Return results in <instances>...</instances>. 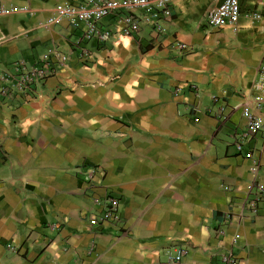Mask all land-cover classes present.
Segmentation results:
<instances>
[{"label":"crops","instance_id":"1","mask_svg":"<svg viewBox=\"0 0 264 264\" xmlns=\"http://www.w3.org/2000/svg\"><path fill=\"white\" fill-rule=\"evenodd\" d=\"M81 1L0 0L15 10L0 15L6 84L17 63L66 59L32 99L0 96V264H264V202L245 204L264 186V142L235 147L264 69V8L239 0L237 24L207 33L204 9L172 0L162 33L124 36L108 17L103 42L81 39L83 23L47 24ZM109 198L118 220L91 226Z\"/></svg>","mask_w":264,"mask_h":264},{"label":"built area","instance_id":"2","mask_svg":"<svg viewBox=\"0 0 264 264\" xmlns=\"http://www.w3.org/2000/svg\"><path fill=\"white\" fill-rule=\"evenodd\" d=\"M172 0H83L76 4L57 5L55 17L49 18L48 25L59 22L83 23L85 32L81 39L89 41L95 39L103 42L110 35L109 31L101 30L98 25L108 17L119 18L123 25L122 34L132 36L138 33L144 26L149 27L155 34L162 33L160 21L163 16L169 15V7ZM264 8V0H257ZM216 6L205 15L206 27L221 29L223 27H234L239 19L241 9L239 0H215ZM15 10H7L0 6V15L12 14ZM248 16L253 21L261 18L259 12H250ZM80 44V43H79ZM179 51H186L187 45L177 42L173 45ZM82 52L83 49L79 48ZM85 52L82 53V56ZM66 62L64 56L59 53L47 54L42 57L37 65L26 66L24 63L14 65L15 84H6L10 79L8 76L0 78V96L11 98L13 96H24L32 99L31 92L40 86L55 68H61ZM253 94L246 100L241 109L242 117L245 119V130L240 133L236 140V150L242 151L244 144L254 137H259L264 142V69L260 72L259 79L253 85ZM216 102L217 98L212 97ZM220 113L223 111L221 108ZM252 152L245 155L251 159ZM264 202V186L252 184L245 197V204L249 210L256 214L260 203ZM118 202L109 198L103 214L99 218L91 220V226H101L114 223L118 220ZM175 257H169L170 262H180L184 256L183 251H176ZM223 264H237L231 253L221 256Z\"/></svg>","mask_w":264,"mask_h":264},{"label":"rangeland","instance_id":"3","mask_svg":"<svg viewBox=\"0 0 264 264\" xmlns=\"http://www.w3.org/2000/svg\"><path fill=\"white\" fill-rule=\"evenodd\" d=\"M215 0H187V4L188 6H190L194 11H192V14H194V17H199V12L201 10H205L202 15L199 17V23H201V25H205L206 24V20H205V15L206 13L209 11V9L211 7H213L212 5H214ZM251 1V0H246V2ZM261 7V6H260ZM208 10V11H207ZM212 29L210 27H207V29L205 30V32H209Z\"/></svg>","mask_w":264,"mask_h":264}]
</instances>
